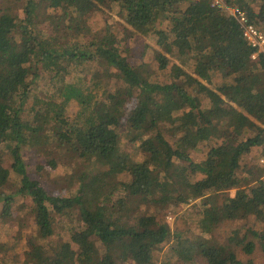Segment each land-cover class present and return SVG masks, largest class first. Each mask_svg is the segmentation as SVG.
<instances>
[{"label":"trees","instance_id":"16d2710c","mask_svg":"<svg viewBox=\"0 0 264 264\" xmlns=\"http://www.w3.org/2000/svg\"><path fill=\"white\" fill-rule=\"evenodd\" d=\"M24 1L20 12L11 0L0 5V147L10 151L12 171L19 179L14 194H3L10 171L0 163L3 212L9 215L16 196L29 198L41 240L54 234L53 213L62 220L77 216L81 225L70 228V240L57 247L33 241L29 263L112 264L115 250L123 264H157L159 248L180 237L160 216L173 205L199 199L202 234L213 232L225 219L254 217L264 223V167L243 165L253 148L262 147L264 157V140L259 133L230 145L224 137L228 130L234 138L244 131L264 132V58L251 59L254 49L236 19L208 0H116L131 37L153 34L167 54L175 48L184 63L194 61L193 74L179 67L178 82L159 83L146 66H140V74L131 64L111 25L97 32L91 29V15L105 11L112 0ZM224 1L244 8L251 23L264 32V0H256L257 9L248 0ZM39 17L51 32L40 28ZM165 22L166 30L157 28ZM157 61L161 70L167 69L166 55H159ZM87 64L99 69L94 88L102 80H118L127 87V95L136 98L127 121L128 138L140 143L142 162H133L121 141L117 115L124 102L121 91H105L97 98L94 88L85 94L77 84L66 82ZM215 72L232 82L209 88L205 83ZM40 78L48 80L52 93L40 100L42 106L33 103L31 118H24L32 84ZM201 96L208 101L207 108ZM72 101L82 107L79 118L67 114ZM167 129L173 142L166 137ZM201 144L213 145L206 160L197 164L190 152ZM46 146L75 153L86 168L83 174L90 177L88 184L80 185L74 195L59 197L33 180L22 151ZM177 163L185 165L180 168ZM51 165L56 167V160ZM123 173L132 176L128 184L117 180ZM198 174L203 178L196 179ZM232 190L234 197L228 195ZM124 193L158 214L132 222ZM251 239L264 252V232L248 231L231 237L229 243L251 256L256 249ZM97 243L104 249L102 254ZM172 251L186 263L200 257L207 264H255L240 260L230 245H218L201 235L174 240Z\"/></svg>","mask_w":264,"mask_h":264},{"label":"rangeland","instance_id":"374dc122","mask_svg":"<svg viewBox=\"0 0 264 264\" xmlns=\"http://www.w3.org/2000/svg\"><path fill=\"white\" fill-rule=\"evenodd\" d=\"M13 5L20 8L19 12L24 7V0H11ZM255 9L258 8L259 2L256 0H248ZM4 0H0V5ZM37 23L40 28L51 32V26L46 25L42 21V18H37ZM40 21V22H39ZM41 23V24H40ZM106 24L112 26L122 49L127 51L125 56H128L129 61L134 67L142 74L140 66H146L152 73V78L159 83H173L177 80V69L183 68L188 74L194 73V61H188L184 63L185 59H181L175 52L176 49L172 48V51L167 54L163 48L158 44L156 36L132 34L131 29L125 24L123 15L120 9L119 1L112 0L107 3L105 11L102 13H94L90 17L89 25L95 32L99 31ZM168 27L167 22L159 24L157 28L166 30ZM166 55L169 58V65L167 69L161 70L157 57L159 55ZM99 71L96 64L86 65L85 69H78L66 78L67 83L77 84L84 90V93H89L95 86L96 79L93 80L96 71ZM232 82L231 78H224L223 74L212 73V78L209 83H205L209 88L216 89L222 84H229ZM183 86L190 91L191 87L183 84ZM119 90L122 93L124 102L118 107L117 115L120 119L119 132L121 135V141L126 153L129 155L133 162H142L144 156L140 147V143L133 144L129 140V128L128 117L131 111L136 107L137 100L134 97L127 95V87L122 81L118 80H102L99 87L93 89L100 98L105 91L113 92ZM47 92L52 93L48 80L40 78L33 82L31 87V97L29 104L24 108V118L30 117V108L33 103H41ZM202 98L203 107L207 108L208 101ZM43 104V103H42ZM41 105V104H40ZM42 106V105H41ZM81 106L76 101H72L68 108L67 114L71 117L79 118L81 113ZM186 111H189L187 108ZM260 133V137L264 140V132L259 130L244 131L237 138H234L233 133L228 130L225 133V138L228 144L233 145L239 140H245L248 137H255ZM166 137L172 141V131L167 129L165 131ZM216 143V142H215ZM214 144V143H213ZM213 144H201L197 150L190 152V156L193 162L199 164L206 160L210 146ZM262 147L253 148L251 153L244 157L243 165L247 164L253 167H264V157L262 155ZM22 157L27 167L28 173L33 180L40 181L49 194L59 197H69L74 195L80 185H86L90 181L88 174H83L86 169L85 166L78 161L75 153L70 150L61 149L57 150L54 147H42L37 149L24 148L22 151ZM56 160V167H52L51 161ZM0 163L3 167L10 171V179L7 186L3 189V194H14L18 190L19 179L18 176L12 171L13 157L6 146L0 147ZM178 167L183 168L185 164L177 163ZM260 172L257 173L259 176ZM244 175V174H243ZM79 178H84L79 179ZM203 176L198 174L196 179H201ZM264 179V176H262ZM132 179L130 173L119 174L117 180L122 183L128 184ZM83 181V182H82ZM1 192V191H0ZM236 190H232L228 193L231 197H234ZM1 195V194H0ZM128 201L129 206L132 209L131 216L134 218L132 222L137 220L142 215H154L158 214L157 210L149 205L139 202L127 193L123 194ZM33 205L29 198L15 197L14 203L11 206L9 215H5L3 212L4 202L0 200V264H32L28 261V251L30 250V244L35 241L39 244H44L46 248L51 246L57 247L63 242L70 240L69 229L74 227L78 228L80 225L79 218L76 216L73 218H65L62 220L56 214L53 216V228L54 234L52 237L41 240L37 239V228L35 224V215L32 209ZM202 209V200L191 201L187 205L171 206L166 213L160 216L161 221L167 224L170 229L177 233L182 238L174 239L175 242L182 241L184 238H193L201 235L205 239L212 240L218 245H230L231 249L236 253L237 257L242 261L251 259L255 264H264V252L261 250L260 243L251 239L256 244V249L251 256L246 255L240 248L231 245L229 239L233 236H242L248 231L264 232V223L259 222L254 217H248L244 219H238L232 221L225 219L223 223L218 225L213 232L202 234L199 229V215ZM174 240L163 244L157 252V264H207L202 258L198 257L193 262H182L175 257L172 251ZM98 249L101 254L104 252L102 246L97 243ZM112 264H123L118 261V255L114 251L111 252ZM124 264H134L132 261H128Z\"/></svg>","mask_w":264,"mask_h":264},{"label":"built area","instance_id":"2783aa9c","mask_svg":"<svg viewBox=\"0 0 264 264\" xmlns=\"http://www.w3.org/2000/svg\"><path fill=\"white\" fill-rule=\"evenodd\" d=\"M214 7L226 10L240 25L244 39L254 49L252 60H257L259 56L264 58V32L251 23L247 12L239 6H229L224 0H208ZM264 163V160H262Z\"/></svg>","mask_w":264,"mask_h":264}]
</instances>
